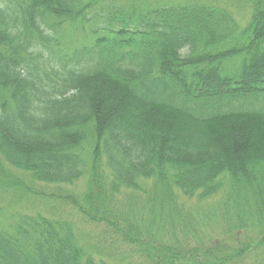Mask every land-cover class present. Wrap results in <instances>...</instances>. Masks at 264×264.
<instances>
[{"label": "trees", "instance_id": "1", "mask_svg": "<svg viewBox=\"0 0 264 264\" xmlns=\"http://www.w3.org/2000/svg\"><path fill=\"white\" fill-rule=\"evenodd\" d=\"M130 1L0 0V189L86 180L0 221V264H264V108L240 103L264 101V0H238L245 20ZM143 208L161 214L141 227ZM73 214L129 254L84 243Z\"/></svg>", "mask_w": 264, "mask_h": 264}, {"label": "rangeland", "instance_id": "2", "mask_svg": "<svg viewBox=\"0 0 264 264\" xmlns=\"http://www.w3.org/2000/svg\"><path fill=\"white\" fill-rule=\"evenodd\" d=\"M116 1L119 4L125 3V0H116ZM187 1L189 0H138V2L137 0H133V1H130V3H138L139 5H141V2L144 4H150V5L170 3V4L178 5V4L187 3ZM210 3L223 5V7L228 8V9H230L231 7L232 9L230 10L233 11L235 14H237L242 20L246 19V17L243 16L244 12H241L240 10L243 7V5H241L238 0H212ZM170 4H167V5H170ZM240 103L241 105L247 108H255L256 110H260L264 108V101L255 100L254 98H250L246 102L241 101ZM5 173H2V174H5ZM14 173H15V176H11L12 179L16 180L21 186L18 189L13 188L12 186H9V187L4 186L3 188L0 189V209L3 210V211H0V221L3 223H10V218L12 220L16 218L18 219V216L20 214H28V213L31 214V213H35L36 211H43V214L49 215V209L48 210L43 209L44 204H46L45 202H48V201L45 199H37V198H41V196L36 195L35 192L41 191L47 194V196H49L50 192L59 190L61 188L63 191L67 190V191H72V192H80L84 189L86 185L85 179H81L75 184L69 185V186L46 185V184L36 183L30 180L29 177L23 174L22 172L14 171ZM8 184L11 185L12 183H8ZM28 186L32 188L31 190L34 193L30 192L29 194L25 190L26 187ZM149 186L152 187L153 186L152 183H150L148 187ZM124 196L126 198H123L122 196H120L121 198L120 200H122L123 203L125 202L124 205L126 207H129V209L133 207L136 208L137 204L135 201H137L138 199H134V196H140L141 197L140 199L141 201L143 200V203L146 202L148 199L147 194H145L142 190L140 191L139 190L138 191L128 190ZM218 200H219L218 197L217 198L214 197V198L199 202L197 198H193V200L184 199V202L183 201H180V202L182 204V209L184 207L186 213L191 212L192 214L193 213L195 214L197 212L196 211L197 209H209L212 206H216L218 203L217 202ZM56 206H58L59 209L64 208L63 210L64 212L69 210L59 205H56ZM124 210H127V209L124 208ZM135 212L136 213L132 214L133 216L131 217H135L134 219H137L139 221V225L141 227H143V225H146L147 223H150L152 220L151 218H156V217L158 218V216L161 214V212L158 211L157 213L154 214L153 212V214L150 215L147 211V208H143L139 211L136 210ZM12 214L14 215L12 216ZM64 217L68 219L69 221L76 223L75 226L77 227L78 234L81 236V238L83 239L82 241L84 243L88 242L91 245H99L100 247H102V245L104 247L106 246L110 247V244H112L115 252L118 251L119 253H127V255L129 254L131 250V246L127 243L122 242L121 236H118L114 233L112 234L106 233V231L107 232L109 231L103 225L89 224L81 220V218H79L78 216H75L74 214L73 216L64 215ZM129 261L138 263L140 259L137 258L136 256H133L129 258V260L127 259L126 262L128 263ZM126 262H123L122 264H126ZM116 264H119V262H117Z\"/></svg>", "mask_w": 264, "mask_h": 264}]
</instances>
